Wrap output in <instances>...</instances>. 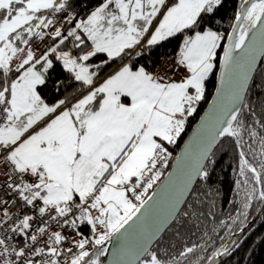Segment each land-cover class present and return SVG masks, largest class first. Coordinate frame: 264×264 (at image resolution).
<instances>
[{
  "label": "snow or ice",
  "instance_id": "1",
  "mask_svg": "<svg viewBox=\"0 0 264 264\" xmlns=\"http://www.w3.org/2000/svg\"><path fill=\"white\" fill-rule=\"evenodd\" d=\"M225 5L0 0V264H102L110 247L109 264H217L242 246L264 213V0H240L230 31ZM174 40L170 66L139 63ZM225 143L237 198L218 218L193 185Z\"/></svg>",
  "mask_w": 264,
  "mask_h": 264
},
{
  "label": "trees",
  "instance_id": "2",
  "mask_svg": "<svg viewBox=\"0 0 264 264\" xmlns=\"http://www.w3.org/2000/svg\"><path fill=\"white\" fill-rule=\"evenodd\" d=\"M239 4L240 0H226L225 8L220 14V16L223 17L220 24L221 31H225L226 29L230 31L229 25L233 21L235 12L239 9ZM179 43L180 42L178 40L164 42L155 49L147 51L145 53V57L142 58L139 63L146 64L148 69L153 71L161 58L165 56L170 58L176 57ZM222 51L223 50L221 49L218 52L217 68L207 81L205 100L201 102L197 113L189 119L185 133L182 135L181 139L177 142V144L169 146V150H171L175 155H177L183 142L204 113L215 91L217 71ZM114 67H116V65H113V68ZM111 70L112 69H108L107 71ZM107 71L104 73V75L107 74ZM69 91H71V89H69ZM46 98L49 99L50 102L52 99H54L51 93H48ZM253 99L255 100L256 97L253 96ZM215 160L216 164L212 168L209 181L205 183H197L194 188L196 193H198L201 197H203L205 193L209 191L211 192L212 198L215 200L216 205L213 211L216 213L218 218H223L229 213H233L235 210L233 201L237 197L234 182L238 178L235 171L238 158L232 145L230 143H225L216 152ZM161 179H163V177ZM258 208L259 205H257V209ZM204 210L207 211L206 205ZM258 211L259 210L251 211L248 224L249 221L253 220V217ZM262 241H264V213L259 212L255 220L249 224V228L245 233V242L242 244V246L236 250L233 255L225 256L219 264H264V242Z\"/></svg>",
  "mask_w": 264,
  "mask_h": 264
},
{
  "label": "water",
  "instance_id": "3",
  "mask_svg": "<svg viewBox=\"0 0 264 264\" xmlns=\"http://www.w3.org/2000/svg\"><path fill=\"white\" fill-rule=\"evenodd\" d=\"M222 54H223V51H222ZM221 56H222V55H221ZM259 66H260V65H258V68H259ZM220 71H221V68H220V63H219V67H218V71H217V77H216V87H215V91H214V93H213V95H212V97H211V99H210V101H209V103H208V105H207V107H206V109H205V111H204V113L202 114L201 117H203V116L209 111V108H210V105H211V103H212V100H213V98L216 96L217 88L219 87V76H220ZM201 117H200V119L198 120V122L196 123V125L194 126V128L192 129V131L189 133V135L187 136V138L185 139V141L183 142V144H182L181 148L179 149V151H178V153H177L176 156L181 155L182 151L185 149L186 144L188 143V141H189V140L193 137V135L195 134L198 125L201 123ZM175 165H176V160L173 161V163H172V165L170 166L169 170H168L167 173L165 174V177L167 176V174H168L169 172H173V171H175ZM163 179H164V177H163ZM163 179H162V180H163ZM195 185H196V184H195ZM195 185H193V187H195ZM111 251H112V249H111V247H110V250H109V253L107 254V256H105V257H101L102 264H109V262L113 259L112 254H111ZM224 257H225V256H224ZM224 257H223V258H224ZM223 258L218 259V260H217V264H219Z\"/></svg>",
  "mask_w": 264,
  "mask_h": 264
},
{
  "label": "built area",
  "instance_id": "4",
  "mask_svg": "<svg viewBox=\"0 0 264 264\" xmlns=\"http://www.w3.org/2000/svg\"><path fill=\"white\" fill-rule=\"evenodd\" d=\"M174 59H175V58H170V57H166V56L163 57V58H161L160 61L156 64L154 70L163 67V66L165 65V62H167V64L170 66L171 63L174 61ZM154 70H153V71H154ZM178 76H179V75H178ZM178 76H177V79H178ZM170 151H171V150H170ZM171 152H172V151H171ZM172 154H173V159L169 161V166L173 163V161H174V159H175V156H176L173 152H172ZM169 166H168L167 169H165V171H164V175H165V173L167 172V170L169 169ZM85 231H87V229H85Z\"/></svg>",
  "mask_w": 264,
  "mask_h": 264
},
{
  "label": "bare ground",
  "instance_id": "5",
  "mask_svg": "<svg viewBox=\"0 0 264 264\" xmlns=\"http://www.w3.org/2000/svg\"><path fill=\"white\" fill-rule=\"evenodd\" d=\"M259 212H260V211H258V212H257V214H256V215L253 217V220H255V218L258 216ZM253 220H252V221H253ZM252 221H250V223H249V224H251V223H252Z\"/></svg>",
  "mask_w": 264,
  "mask_h": 264
},
{
  "label": "clouds",
  "instance_id": "6",
  "mask_svg": "<svg viewBox=\"0 0 264 264\" xmlns=\"http://www.w3.org/2000/svg\"><path fill=\"white\" fill-rule=\"evenodd\" d=\"M171 165H172V164H171ZM168 170H169V169H168ZM166 173H167V172H166ZM166 173H165V174H166Z\"/></svg>",
  "mask_w": 264,
  "mask_h": 264
},
{
  "label": "crops",
  "instance_id": "7",
  "mask_svg": "<svg viewBox=\"0 0 264 264\" xmlns=\"http://www.w3.org/2000/svg\"><path fill=\"white\" fill-rule=\"evenodd\" d=\"M180 77L178 76V79H179Z\"/></svg>",
  "mask_w": 264,
  "mask_h": 264
},
{
  "label": "flooded vegetation",
  "instance_id": "8",
  "mask_svg": "<svg viewBox=\"0 0 264 264\" xmlns=\"http://www.w3.org/2000/svg\"><path fill=\"white\" fill-rule=\"evenodd\" d=\"M249 223H250V221H249Z\"/></svg>",
  "mask_w": 264,
  "mask_h": 264
}]
</instances>
